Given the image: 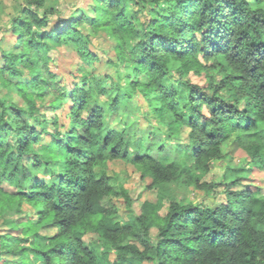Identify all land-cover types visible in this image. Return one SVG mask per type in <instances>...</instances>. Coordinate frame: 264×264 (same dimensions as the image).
<instances>
[{
	"label": "trees",
	"instance_id": "obj_1",
	"mask_svg": "<svg viewBox=\"0 0 264 264\" xmlns=\"http://www.w3.org/2000/svg\"><path fill=\"white\" fill-rule=\"evenodd\" d=\"M68 4L26 0L11 18L8 32L16 38L7 49L0 29V87L23 99L0 94V186L9 181L18 191L0 196L38 210L34 221H8L25 235H1L0 259L34 253L43 264H264V187L248 181L251 166L264 172V0H94L89 8L75 2L74 10ZM85 21L116 42L121 78L110 87L85 75L83 85L69 89L49 73L58 46L96 47L81 29ZM192 73L206 83L194 82ZM134 92L170 137L189 128L176 155L166 143L154 155L127 126L108 130L109 115ZM64 99L67 130L57 114ZM45 104L50 112L41 110ZM231 147L247 161L225 169L229 183L218 199V181L206 177ZM121 162L132 163L140 178L151 179L146 188L157 191L138 215L129 173L115 169ZM44 166L52 181L39 180L36 170ZM182 185L206 196L180 197ZM46 223L55 234L40 232ZM30 234L32 244L20 245Z\"/></svg>",
	"mask_w": 264,
	"mask_h": 264
},
{
	"label": "rangeland",
	"instance_id": "obj_2",
	"mask_svg": "<svg viewBox=\"0 0 264 264\" xmlns=\"http://www.w3.org/2000/svg\"><path fill=\"white\" fill-rule=\"evenodd\" d=\"M26 0H0V29H3L4 36V46L9 48L12 45V42L15 40L16 36L12 34L10 31L8 32V26L11 22V18L17 13L18 9L25 3ZM67 1L68 8L74 10V3L77 2L82 5L84 8H89L93 6L94 0H47L48 6H63V3ZM255 3V0H251ZM67 8V7H66ZM69 11V10H68ZM90 13V10H88ZM94 15V11H93ZM56 17V16H55ZM57 18V17H56ZM56 19H53V22ZM53 23L52 25H55ZM82 31L85 34L89 35L92 39L93 43L96 47L89 43L87 48L85 47L83 50L79 46H76L72 43H65L63 45L58 46L55 50H52L51 56L53 57L52 61L47 62L49 73L56 74L57 78L62 82L63 85H66L69 89H71L75 83H80L83 85L82 78L86 75L88 77L96 76L99 79H102L107 87L111 86V82L115 79L117 80L120 77V62L113 63V61H117V53H116V42L111 37L108 32H106L102 28H94L93 24L89 21H85L84 24L81 25ZM90 53L94 54V57L90 55ZM198 58L201 61L204 60V56L202 54L198 55ZM209 64V61H208ZM122 68L124 64L121 65ZM37 69L45 68L41 64L36 65ZM27 76V75H25ZM191 78L194 82L204 84L206 83L205 75L198 76L191 74ZM15 92V91H14ZM12 92V90H8L6 87H0V94L4 95L6 93H10L13 96V99L16 100L19 104L23 103V99L19 97L16 93ZM49 102V98H47ZM64 108L59 109L57 111L58 120L60 125L64 127L65 130L69 128V104L68 100L64 99ZM41 103L40 100L37 101ZM43 112H50V107L47 104L41 107ZM43 119V118H42ZM160 122L155 119L153 114L151 113V109L146 104L143 95L139 92H134L132 96L128 98L127 104H124L114 112L111 113L106 120V127L108 130L118 128L122 129L127 126L132 132V138L142 139L144 145L152 146L154 150V155H158L160 153V145L161 143H166L167 148L166 152L171 153L172 155H176V148L184 143H187L188 134L190 133L189 128H184L182 133L179 136L170 137L167 135V127L164 125H160ZM50 130H55L50 127ZM154 133V136L151 137L150 134ZM13 144L14 138L11 137ZM50 141V133L42 134L41 144L46 145ZM39 146V145H37ZM40 148H37V151ZM247 156L246 154L240 150L239 148L235 149L231 147L228 151L227 156L225 157V161H221L219 159L213 160V167L211 172L207 175L206 179L218 181V184L215 185L214 190L219 193L217 194L218 199H223L222 193L226 185L229 183L227 180L223 179V175L225 169L246 162ZM31 162V159L28 158ZM119 165L115 166L116 170H122L123 172H128L129 177L126 185L131 189L133 199L134 213L138 215L141 213V203L149 197L150 199L155 200L157 191L155 189H147L146 184L151 183L150 178H140V174L136 167L132 165V163H118ZM56 169H58L56 167ZM42 170V171H41ZM38 173L39 180L42 181H52L53 177L45 170V166L40 170H36ZM40 171V172H39ZM43 172V173H42ZM248 181L252 185H258L264 187V172L261 169H257L254 166H251L250 174ZM9 182V181H8ZM8 182H4L0 186V193L7 192L9 194H15L18 191L11 186ZM11 183V182H10ZM27 185H31L28 183ZM177 194L180 197H183L187 200H193L194 202H200L206 196L203 191H196L187 186H179L176 187ZM222 191V192H220ZM212 195V194H210ZM121 204V203H120ZM122 205V204H121ZM21 210V211H18ZM165 212V208L161 211V213ZM119 214L121 219L124 221L128 218L127 207L124 208L119 207ZM38 216V210L31 206L27 201H24L19 205L17 201L9 200L3 196H0V236L5 235L6 233H11L18 237H24L25 230H23V226L20 225L19 228L13 227L8 224V221H26L29 218L31 220H35ZM9 219V220H8ZM155 230V229H153ZM40 232L43 235H52L56 233V228L51 226L50 224H44ZM152 234L155 231H151ZM31 235V238L26 241H20V245L28 246L32 244L31 241H34L35 237ZM89 239L95 240L97 238V234L94 232H90L88 235ZM156 240H154L155 242ZM24 256L31 262L32 264H43V261L36 256L34 253H30L28 255H24V253H20L17 255L12 254H4L3 258L0 259V264L3 260L6 259H14L21 264H26L24 260ZM143 264H154L152 262H144Z\"/></svg>",
	"mask_w": 264,
	"mask_h": 264
}]
</instances>
